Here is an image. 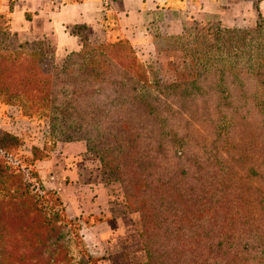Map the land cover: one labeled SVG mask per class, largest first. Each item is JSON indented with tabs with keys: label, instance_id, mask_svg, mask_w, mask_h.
<instances>
[{
	"label": "trees",
	"instance_id": "trees-1",
	"mask_svg": "<svg viewBox=\"0 0 264 264\" xmlns=\"http://www.w3.org/2000/svg\"><path fill=\"white\" fill-rule=\"evenodd\" d=\"M255 10L249 30L186 22L176 39L193 44L181 61L190 65L189 77L168 86L121 36L83 37L81 51L53 62L51 71L42 39L2 51L4 102L22 117H46L51 139L26 152L19 136L0 138V264L105 262L89 253L79 219L68 216L35 170L56 142L77 140L86 142L107 179L121 184L127 208L141 218L145 260L138 264H264V16L256 4ZM108 20L116 24L113 16ZM80 29L72 33L80 37ZM198 101L207 104V114L218 112L208 122L216 138L225 135L219 146L228 153L216 142L211 152L191 150L201 130L188 111Z\"/></svg>",
	"mask_w": 264,
	"mask_h": 264
},
{
	"label": "crops",
	"instance_id": "crops-1",
	"mask_svg": "<svg viewBox=\"0 0 264 264\" xmlns=\"http://www.w3.org/2000/svg\"><path fill=\"white\" fill-rule=\"evenodd\" d=\"M260 12L264 16V5ZM210 15L217 16L227 28H238L250 21L252 5L247 0H81L66 4L57 0H17L10 13V29L20 40L48 42L55 64L81 51L83 35L73 34L75 27L89 30L93 35L91 42L121 36L129 41L141 61L149 64L150 52L155 50L151 36L154 22L165 21L167 33L179 35L186 22L201 23ZM110 16L116 18V24H110ZM96 36L102 39L95 40ZM0 122L3 127H11V123L28 121L19 108L7 105ZM30 135L22 130L17 132L29 151L32 146L43 148L49 142L46 131L35 128ZM35 170L42 186L59 195L68 216L79 219L80 234L89 253L95 257L110 253L116 238L121 236L113 227L122 219L118 208H125L126 203L118 190L120 183L107 179L100 162L88 153L86 142H56L49 156L36 163Z\"/></svg>",
	"mask_w": 264,
	"mask_h": 264
},
{
	"label": "rangeland",
	"instance_id": "rangeland-1",
	"mask_svg": "<svg viewBox=\"0 0 264 264\" xmlns=\"http://www.w3.org/2000/svg\"><path fill=\"white\" fill-rule=\"evenodd\" d=\"M17 0H0V15H3L2 18H0V54H2V51H20V45L24 43L25 40H20L19 37L13 33L10 29L9 24V11L10 8L13 9V6L15 5V2ZM251 2L252 5V17L250 21H247L243 26L238 27L241 30H249L254 29L256 25L257 20V10H255V4L260 10V6L264 5V0H247ZM110 24H112V20H109ZM194 23H198L195 21L189 22L190 25ZM218 17L214 15H210L207 17V19L201 23L198 24H205V23H218ZM166 22L161 20L157 24L152 26V32H154L155 42L157 44V47H155V50L150 52V63L154 65V69L156 72V75L158 77L159 84L161 86H168L175 82H179L182 80H186V77L188 76L190 72V65H184L182 64L183 56H188V54L193 49V44L182 46L180 45V41L176 39L179 35H169L166 31ZM222 28L226 29H232L227 28L221 24ZM111 29H114V27H110ZM236 28V27H234ZM79 32L83 35L84 38L87 39H93V35L89 32V30H83L80 29ZM102 39L99 38V36H96L95 40ZM113 40L114 39H110ZM186 47V48H183ZM44 50L47 54V59L45 60V66L46 69L51 71L52 70V64L54 62L53 56H52V48L51 45L44 41ZM211 51V50H210ZM213 51V50H212ZM188 53V54H186ZM144 54V53H143ZM139 57V56H138ZM140 58V57H139ZM149 58V57H148ZM140 60H142L140 58ZM61 64V63H60ZM186 68V69H185ZM189 77V76H188ZM212 97L208 100V105L211 104V108L213 107L214 103H211ZM207 104H204L200 101L195 103L196 109H189V115L193 118V122H195V125L201 130V134L198 137V140L196 142V146H192V151H204V152H211L213 150V142H216V149L220 153H228L225 152L227 149L221 148L219 146V142L225 137L224 134H220L217 138L215 136V132L213 130V126L210 122H208V119H213L217 117L218 112L211 109L208 114L207 111L204 110L205 106ZM7 104L4 102V93H0V115H2L5 111V107ZM227 113H229V110H227ZM7 114V112H6ZM11 115V114H10ZM12 117V115L10 116ZM24 120L28 121L25 123H11V127H3V125L0 122V138H2L3 134L5 132L17 136V132L19 131H26L28 136L31 137L30 132L32 133L33 129H38L40 132H50L49 129V122L48 119L44 116H41L40 114L34 113L31 115V117H23ZM241 119H237L236 122H240ZM30 122V123H29ZM31 123L38 125V127H34L31 125ZM242 130H239L237 128L233 133L237 137H240L239 134H241ZM193 134V131H192ZM57 137V135H55ZM61 137V135H59ZM72 137V136H71ZM63 138V137H62ZM73 138V137H72ZM31 139V138H30ZM51 137L49 136V141ZM230 139V137H229ZM62 140V139H61ZM68 140V139H64ZM32 141V140H31ZM63 141V140H62ZM237 141L235 140V143ZM24 148H22L23 151L28 150L29 146H26V142H23ZM11 144V146H13ZM219 147V149L217 148ZM230 150V149H229ZM13 152H17V146L12 148ZM22 165L28 166L29 162L26 160L21 161ZM13 165L17 167V161H13ZM28 169V168H27ZM26 172H29V176H26L27 181H30L32 185L35 186V188H38V185L35 184L34 177V170L33 168H29ZM104 175H106L104 173ZM240 178L242 180L246 179L244 176L246 175L245 172L239 173ZM247 181V180H246ZM216 181H213V184H215ZM261 186V185H260ZM119 193L122 197V202L126 203L124 192L122 191L123 188L120 184L118 186ZM39 191V190H37ZM40 194H42L41 191H39ZM144 202L146 204V195H143ZM119 199V198H118ZM153 199V198H152ZM121 202H117L119 204ZM158 202L156 201V204ZM195 201H186V205H192L195 204ZM144 204V205H145ZM118 210H121L122 212L119 213L121 216V222L119 225L113 224V227L116 228L121 232V236L116 238L115 248H112L111 252H106L105 261L102 264H126V263H132V264H138L140 262H143L145 260V250H144V244L142 242V223L141 218L138 213L131 212L127 206L125 205V208H118ZM119 212V211H118ZM16 224V221H12ZM261 256H264V253H260ZM257 260V258H256ZM255 264V263H251Z\"/></svg>",
	"mask_w": 264,
	"mask_h": 264
}]
</instances>
